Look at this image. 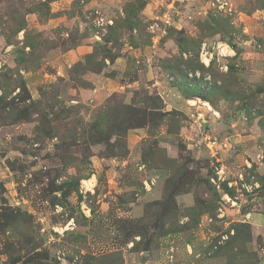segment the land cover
Returning a JSON list of instances; mask_svg holds the SVG:
<instances>
[{
  "label": "rangeland",
  "instance_id": "rangeland-1",
  "mask_svg": "<svg viewBox=\"0 0 264 264\" xmlns=\"http://www.w3.org/2000/svg\"><path fill=\"white\" fill-rule=\"evenodd\" d=\"M263 218L264 0H0V264H264Z\"/></svg>",
  "mask_w": 264,
  "mask_h": 264
},
{
  "label": "crops",
  "instance_id": "crops-1",
  "mask_svg": "<svg viewBox=\"0 0 264 264\" xmlns=\"http://www.w3.org/2000/svg\"><path fill=\"white\" fill-rule=\"evenodd\" d=\"M264 219V218H263ZM254 220H257V217L254 219ZM259 228V227H258Z\"/></svg>",
  "mask_w": 264,
  "mask_h": 264
},
{
  "label": "bare ground",
  "instance_id": "bare-ground-1",
  "mask_svg": "<svg viewBox=\"0 0 264 264\" xmlns=\"http://www.w3.org/2000/svg\"><path fill=\"white\" fill-rule=\"evenodd\" d=\"M208 106H210L209 104H207ZM211 107V106H210ZM209 108V107H208Z\"/></svg>",
  "mask_w": 264,
  "mask_h": 264
}]
</instances>
